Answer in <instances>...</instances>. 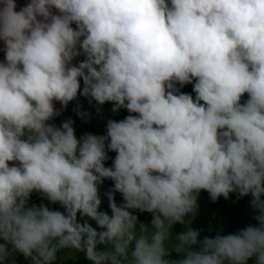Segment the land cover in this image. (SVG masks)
I'll return each instance as SVG.
<instances>
[{"label": "clouds", "instance_id": "clouds-1", "mask_svg": "<svg viewBox=\"0 0 264 264\" xmlns=\"http://www.w3.org/2000/svg\"><path fill=\"white\" fill-rule=\"evenodd\" d=\"M16 9L0 0V264L15 253L54 264L64 251L91 264H264V0H29ZM193 81L195 98L180 91ZM78 93L129 115L78 139L73 120L50 123L62 114L56 102L66 108ZM106 179L111 215L99 210ZM202 190L213 202L251 194L259 226L173 233L195 216ZM33 192L64 211L29 206ZM134 211L151 213V227ZM172 252L183 258L167 259Z\"/></svg>", "mask_w": 264, "mask_h": 264}, {"label": "rangeland", "instance_id": "rangeland-1", "mask_svg": "<svg viewBox=\"0 0 264 264\" xmlns=\"http://www.w3.org/2000/svg\"><path fill=\"white\" fill-rule=\"evenodd\" d=\"M75 27V25H73ZM83 55L74 59L73 63H78L84 60ZM195 81L191 84H185L180 91L182 93L191 94L195 98V92L193 91V85ZM176 87H180L176 85ZM83 88V82L81 80V91ZM248 99L247 94H244L241 98V103H245ZM77 105L81 106V110L90 113L91 118L88 120L81 119L80 116L76 114L74 109ZM56 107L62 109V114L56 117L50 123H55L60 126L64 120L71 119L74 121L73 127L75 129V134L79 139L81 136L92 133L96 135H104L106 133V124L108 120L120 121L129 115L126 109H121L120 111L113 113L111 102H105L104 105L99 106L93 100L89 103V98H86L78 93L76 100L71 101L66 108H62L57 102ZM100 109L97 111V109ZM115 152H109L110 157L105 161V166L111 167L112 161L115 158ZM113 182L111 180H104L103 184L100 186V198L102 200L100 211L107 212L111 215V210L108 206V199L105 193L112 188ZM251 194L243 197H239L238 193H230L229 198L225 199L220 197L217 201L213 202L207 191L202 190L198 196L197 203L198 208L195 216L186 217V224H175L173 225L172 231L175 234H179L186 231L188 228L197 230L200 232L198 239H203L204 237L215 238L217 234L229 235L237 234L240 230L247 228L248 226H254V223H258L253 217L255 210L251 207ZM115 200L118 204L123 203L122 197L119 193L115 194ZM45 204L50 209L58 210L63 212V207L59 204H50L46 199H44L39 193L33 192L29 200V206L35 204ZM133 214L138 216L139 222L144 223L151 227L152 214L151 213H140L139 211H134ZM79 219V216H78ZM82 222V221H81ZM89 223L96 227L94 221H89ZM258 226V225H256ZM139 227V223H138ZM99 230V229H98ZM0 243H3L0 240ZM99 249H103L104 246H98ZM194 250H199L198 246ZM167 259L179 260L183 258L181 254L172 252ZM253 258H249L247 264H256ZM8 264H31L30 259H25L23 254L15 253L9 258ZM54 264H91V262L85 257L84 253L75 252H61L57 254V260Z\"/></svg>", "mask_w": 264, "mask_h": 264}, {"label": "crops", "instance_id": "crops-1", "mask_svg": "<svg viewBox=\"0 0 264 264\" xmlns=\"http://www.w3.org/2000/svg\"><path fill=\"white\" fill-rule=\"evenodd\" d=\"M28 2H29V0H16V4H17V9H16V10L19 11V9H20L21 7H23V6H25ZM3 47H4L3 42L0 41V53H4V52L2 51ZM262 199H264V196H262ZM255 215H256V212H254L253 217H254ZM256 225L259 226V224L255 222V223H254V226H256ZM253 260L255 261V258H253Z\"/></svg>", "mask_w": 264, "mask_h": 264}, {"label": "water", "instance_id": "water-1", "mask_svg": "<svg viewBox=\"0 0 264 264\" xmlns=\"http://www.w3.org/2000/svg\"><path fill=\"white\" fill-rule=\"evenodd\" d=\"M4 59H5V56H4V53H0V62H2V61H4ZM59 105H60V103L59 102H57ZM70 103V102H69ZM69 105V104H68ZM67 105V106H68ZM61 106V105H60Z\"/></svg>", "mask_w": 264, "mask_h": 264}]
</instances>
